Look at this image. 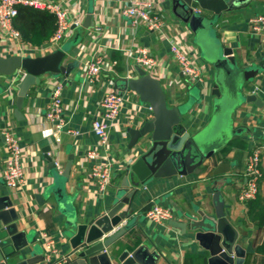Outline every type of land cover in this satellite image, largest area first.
<instances>
[{
  "label": "crops",
  "instance_id": "obj_1",
  "mask_svg": "<svg viewBox=\"0 0 264 264\" xmlns=\"http://www.w3.org/2000/svg\"><path fill=\"white\" fill-rule=\"evenodd\" d=\"M48 1L72 7L75 18L81 22L72 26L70 35L60 46L66 52L65 63L74 66L67 77L48 73L40 77L41 83L33 86L25 96L24 119L15 117L17 84L13 81L17 75L0 76V200L10 197L19 214L18 228L26 230L29 238V245L22 251L27 257L33 250L38 256H44L41 235L48 232L60 253L69 256L70 264H87L81 261L78 253L94 244L87 243L92 223L113 205L122 193L120 189L124 188L126 171L123 165L128 163L125 155L129 153V136L124 130L133 121L145 122L154 115L151 106L141 102L135 92L120 88L125 79L137 76L134 55L139 48H145L161 61L154 68L156 74L153 76L161 81L169 104L184 108V124L195 132L206 128L214 116L217 101V96L211 93L215 84L214 67L206 60L190 27L165 9V0H153L159 4L167 21L164 35L143 25L133 26L122 14V6L128 0ZM195 7L201 9L197 4ZM203 14L213 16L207 11ZM260 14L264 15V0H250L212 18L213 37L231 47L232 55L240 64L257 66V57L264 58V35L251 31L249 23L252 17ZM71 18H74L73 14ZM179 29L188 31L191 46L201 63L207 66V88L190 84L171 57L167 37L178 35ZM94 54L106 59L107 68L102 70L96 82L91 83L85 74V65ZM57 82L64 83L66 128L77 129L78 134L62 130L54 135L53 125L45 117ZM245 85L247 92L256 94L257 102L243 100L239 106L226 110L229 135L215 145V156L203 162L201 172L151 178L136 187L130 203L123 208L132 211L131 217L122 224H129L130 229L107 246L110 256L125 249L134 252L144 244L150 253H159L154 264H208L207 256L201 254V245L178 224H185L189 214L197 216V210L213 215L216 211L214 183L224 179L226 181L220 183L223 202L230 221L239 231L237 243L245 249L244 264H264V70ZM111 87L122 91L126 99L119 123L110 131L108 153L117 161L113 182L107 192L101 194L89 175L94 164L102 161L106 153L92 131V122L102 116L101 102ZM8 93L12 94L7 96ZM6 128L19 136L25 155V183L17 189L9 188L2 174L8 157L2 134ZM232 141L234 144L225 150ZM255 145L262 149L260 191L253 201L241 203L238 194L246 183L245 165ZM94 149L100 157L93 160L87 152ZM49 157L56 163L55 169L51 168ZM220 162L228 163L229 171L211 176L210 172ZM70 163V175L63 178L61 185L53 187L55 175L62 174ZM48 187H53L49 195L45 192ZM38 193L44 197H37ZM153 203L172 208L174 217L164 223L150 222L146 212ZM77 225L87 226L86 232L79 237ZM77 240L80 243L75 247ZM150 253H144L142 263L135 261L132 264H145ZM35 264H44V259ZM113 264L117 263L113 261Z\"/></svg>",
  "mask_w": 264,
  "mask_h": 264
},
{
  "label": "water",
  "instance_id": "obj_2",
  "mask_svg": "<svg viewBox=\"0 0 264 264\" xmlns=\"http://www.w3.org/2000/svg\"><path fill=\"white\" fill-rule=\"evenodd\" d=\"M250 0H165V9L170 10L175 18L186 23L201 46L206 60L214 67V87L212 94L217 96L214 105V116L210 123L199 132L186 128L184 124V108L169 104L162 83L155 76L141 67L137 69V76L125 79L120 88L135 92L141 102L151 106L152 118L145 122L133 121L125 128L129 136L126 158L128 163L124 167L126 176L124 188L120 189L113 205L100 214L92 223L87 243H94L88 249L79 251L81 261L87 264H132L142 263L144 253H150L144 244L131 252L125 249L110 256L107 246L125 235L130 229L123 221L130 218L132 211L124 210L136 192V187L151 178L170 177L171 175L199 173L203 169L204 161L216 154V144L225 140L229 135L227 128V112L230 107L239 106L243 100L257 102L254 93L245 90L246 83L251 82L264 70V58L257 57L258 65L240 64L232 55L233 49L225 46L213 37L212 21L222 12L239 8ZM195 4L201 8L196 12ZM207 11L212 18L203 14ZM87 26V25H86ZM89 27V26H87ZM66 52L57 49L46 55L31 56H3L0 54V76L19 75L17 82V101L15 117L24 119L22 108L28 91L41 83L44 74L69 76L74 65L65 63ZM122 92V91H121ZM51 168H56L53 158L49 157ZM71 163L62 174L55 175V185H61L63 178L68 177ZM228 167V168H227ZM229 164L220 162L210 174L211 176L225 174L229 171ZM221 179L215 185V207L213 215L197 210L196 215H187L185 224H178L184 232L189 231L203 248L208 264H244L245 249L237 243L239 231L230 221L223 202ZM53 187L45 189L50 194ZM37 197L44 195L38 193ZM63 205H61L62 207ZM19 214L13 208L10 197L0 200V264H35L43 255L38 256L34 250L27 257L22 252L29 245L26 230H19L17 221ZM78 237L87 230L86 225H77ZM106 235V236H105ZM80 241H75L76 247ZM149 260L144 262L154 264L159 253H150Z\"/></svg>",
  "mask_w": 264,
  "mask_h": 264
},
{
  "label": "built area",
  "instance_id": "obj_3",
  "mask_svg": "<svg viewBox=\"0 0 264 264\" xmlns=\"http://www.w3.org/2000/svg\"><path fill=\"white\" fill-rule=\"evenodd\" d=\"M20 5L36 7L46 10L56 18V29L53 35L44 43L31 44L27 42L22 32L14 23L18 14ZM197 13H201V9H196ZM73 14V19L71 15ZM122 14L131 20L133 26L143 25L150 31L159 34H165L167 21L161 14L160 6L153 0H128V3L122 6ZM250 29L254 33L264 35V15L254 16L250 19ZM81 24L79 19L75 18V12L72 7L64 5L60 2L48 0H0V54L3 56H39L53 53L59 49L63 40L68 37L72 31V26ZM177 34L168 36L170 42V51L173 61L181 70L183 76L187 77L190 84L200 85L202 88L208 87L207 66L201 63L199 56L190 44L188 31L177 30ZM138 67L143 68L151 75H154V68L160 64L157 57L152 56L149 50L139 48L134 55ZM107 68L106 59L100 54H94L85 65V74L89 81L96 82L103 69ZM13 84H17L19 75L16 73ZM64 83L57 82L51 93V102L45 112L46 119L52 123L54 135L62 130H66L72 134H78L79 130L67 129V117L65 116V103L62 97ZM12 93H8L7 96ZM123 92L116 90L114 87L109 88L101 102L103 113L92 122V131L97 135L99 145L106 155L102 161L96 162L90 171L89 177L95 180L97 191L105 194L113 182L114 169L117 161L110 157L108 150L110 148V131L113 126L118 125L120 111L125 103ZM5 137V148L7 152V160L2 171L6 185L11 189H17L19 185L25 183V162L23 147L20 143L19 136L9 128L2 131ZM90 159L100 157L97 150L88 151ZM262 149L255 145L253 151L248 155L245 165L246 183L238 194V200L246 203L258 197L260 187L259 182L263 177L261 168ZM122 165V164H121ZM174 210L153 203L146 212V217L150 222L164 223L170 221L174 217ZM122 225V224H120ZM41 241L44 253V264H70L69 256L60 253L56 248L55 240L48 232H43Z\"/></svg>",
  "mask_w": 264,
  "mask_h": 264
},
{
  "label": "trees",
  "instance_id": "obj_4",
  "mask_svg": "<svg viewBox=\"0 0 264 264\" xmlns=\"http://www.w3.org/2000/svg\"><path fill=\"white\" fill-rule=\"evenodd\" d=\"M14 23L22 32L23 38L31 44H42L56 29V18L46 10L20 5ZM234 144L232 141L225 150ZM253 201V200H250Z\"/></svg>",
  "mask_w": 264,
  "mask_h": 264
}]
</instances>
